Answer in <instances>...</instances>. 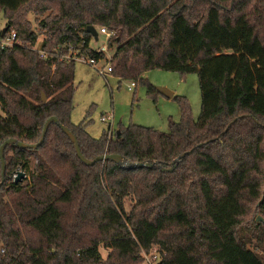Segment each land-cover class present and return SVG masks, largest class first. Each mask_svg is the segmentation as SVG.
<instances>
[{"label":"trees","instance_id":"16d2710c","mask_svg":"<svg viewBox=\"0 0 264 264\" xmlns=\"http://www.w3.org/2000/svg\"><path fill=\"white\" fill-rule=\"evenodd\" d=\"M26 5L55 9L41 21L47 57L34 48L42 33L31 20L14 21ZM0 10L23 42L0 50V146L8 138L38 142L57 116L89 159L156 161L87 165L55 122L37 148L7 145L0 264H142L154 245L159 264H264V223L241 227L247 202L259 200L264 213V0H0ZM89 25L113 32L112 73L121 79L143 80L155 68L197 73L199 117L177 96L182 118L168 132L130 124L93 137L87 118L75 124L76 61L56 49L72 44L100 58ZM157 91L148 84L149 94ZM19 167L29 175L16 180Z\"/></svg>","mask_w":264,"mask_h":264},{"label":"rangeland","instance_id":"374dc122","mask_svg":"<svg viewBox=\"0 0 264 264\" xmlns=\"http://www.w3.org/2000/svg\"><path fill=\"white\" fill-rule=\"evenodd\" d=\"M39 3L38 1L35 3ZM255 2L250 3V5ZM49 4V3H48ZM53 5V4H49ZM31 5H26L15 13L14 21H22V15L31 20L33 28L39 33L36 47H40L45 37L41 21L49 14H55L54 8L44 13L28 11ZM8 19L4 10H0V29L5 28ZM103 44L109 45L104 35H100L98 40L92 41V46L98 48ZM115 47L109 49L113 56ZM143 80L137 79V86L132 90L129 85L133 79L119 78L111 73L107 77L99 74L92 65L76 61L75 63V94L72 121L79 124L85 118L89 120L87 130L93 137H100L104 131L112 127L113 131L128 127L130 124H139L154 127L164 132L170 130V121H180L182 118L181 102L177 96L185 97L188 102L192 116L198 118L201 113V90L197 73L182 74L177 71H169L161 68L151 69L143 74ZM151 83L157 88V93H148V84ZM164 87L173 93L171 97L160 92L159 88ZM113 115L112 121H102L103 115ZM9 155L13 152L9 151ZM33 165V164H32ZM19 171H23L19 167ZM28 174H25L26 177ZM17 176V175H16ZM264 179V177H263ZM132 201H126V208L129 211ZM247 214L242 218L241 227L248 228L253 232L256 223H264V213L261 211L259 200L246 203ZM261 218V220L259 219ZM252 246V245H251ZM159 249L154 245L147 255L153 254ZM100 251L104 259H107L109 249L103 244ZM145 253H143L144 256ZM146 255V254H145ZM142 264H148L145 261Z\"/></svg>","mask_w":264,"mask_h":264},{"label":"built area","instance_id":"2783aa9c","mask_svg":"<svg viewBox=\"0 0 264 264\" xmlns=\"http://www.w3.org/2000/svg\"><path fill=\"white\" fill-rule=\"evenodd\" d=\"M5 28L0 29V50L12 48V47H14V46H16L18 44L19 45H23V42L18 37L17 31L15 29L9 30V29L6 28V30L4 31ZM97 30H98L99 36L100 35H104L105 39L109 42V38L111 37L113 32L110 31L105 26H101ZM98 39H99V37H98ZM95 40L96 39L93 37V39L91 40L89 45L95 51H98V52L103 54L100 58H97V57L92 56L90 54H87L85 52H81L80 49L75 48L74 45H72V44L68 45L69 46V51L66 52V53H62V51H60L58 49V47H57L56 50H58V52H59V54L61 56V59L67 60V61L74 60V61H81V62L88 63V64L92 65L94 68H96L97 71L99 72V74L107 77L109 74H111L113 72V66H112V63H111L112 56L110 54H108L110 46L106 45V44H103L102 46H100L98 48H94L92 46V41H95ZM83 43H84V41H83ZM34 48L39 50L40 55L42 57H47V52L44 49H42L41 45H40V47L34 46ZM136 86H137V83L135 81H132L128 87H129L130 90H132ZM101 120L105 121V122L112 121L113 120V115L112 114L103 115L101 117ZM112 131H113V129L111 127L110 132H112ZM13 177L16 178V174H14ZM145 254H144L145 261L148 264H159L161 262V260H162V254L159 251V249L156 250L151 255H147V253H145Z\"/></svg>","mask_w":264,"mask_h":264},{"label":"water","instance_id":"95a60500","mask_svg":"<svg viewBox=\"0 0 264 264\" xmlns=\"http://www.w3.org/2000/svg\"><path fill=\"white\" fill-rule=\"evenodd\" d=\"M87 29L94 36V38L97 40L98 37H99L97 28L94 25H89ZM5 30H6V28L4 29V31ZM159 90H160V92H162L166 96L171 97L173 95V93L171 91H169L167 88L160 87ZM42 99H43V101H46L47 97H46L45 93H43ZM52 122H55L56 124H58L69 135V137L71 138V140L73 141V143L75 145V149H76L77 155L87 165H94L96 162L105 161V160H112L115 163H117L120 166L125 167V168L153 167L156 164L155 160L141 161V162H132L129 158H127V157H125V156H123L121 154H117V153H114V154H110V153L102 154V155H99V156L95 157L94 159H89L83 154V152L81 150V147H80V144H79V141H78L76 135L74 134V132L71 131L66 125H64L58 119L57 116H51L44 123L42 135H41V138H40V140L38 142L29 143V142H24V141L16 139V138H8L1 144V146H0V158L2 160V180L0 181V186L4 182V175H5V170H6V161H5V158H4V151H5L6 146L9 145V144H14V145H16L17 147H20V148H37V147H39L43 143V141L45 139V136H46V133H47V130L49 128V125ZM189 152H184L183 154L178 156L172 162V165L174 163H178L180 161V159L182 157H184ZM161 170L162 171H166L167 168L161 167ZM168 170L172 171L173 168H170ZM24 176H25V173L23 171H19L17 176H16V180H21ZM259 219L261 220V218H259Z\"/></svg>","mask_w":264,"mask_h":264}]
</instances>
